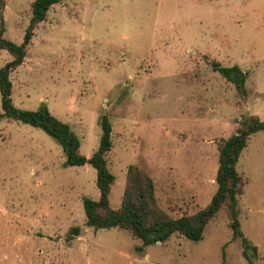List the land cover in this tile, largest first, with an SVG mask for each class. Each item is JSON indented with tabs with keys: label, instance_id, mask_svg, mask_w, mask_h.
<instances>
[{
	"label": "rangeland",
	"instance_id": "1",
	"mask_svg": "<svg viewBox=\"0 0 264 264\" xmlns=\"http://www.w3.org/2000/svg\"><path fill=\"white\" fill-rule=\"evenodd\" d=\"M34 1L0 4L6 38L23 43ZM11 60L0 52V69ZM212 61L247 74L245 100ZM10 78L14 104H45L71 125L87 158L109 117L113 208L137 165L167 213L192 215L217 191L220 140L249 115L264 121V0H60ZM2 114L0 95V264H222L224 251L226 264H249L225 207L199 242L174 235L143 247L129 231L87 227L83 201L99 199L96 170L65 167L55 140ZM238 171L247 182L239 219L258 249L248 254L264 264V131L251 137Z\"/></svg>",
	"mask_w": 264,
	"mask_h": 264
},
{
	"label": "trees",
	"instance_id": "2",
	"mask_svg": "<svg viewBox=\"0 0 264 264\" xmlns=\"http://www.w3.org/2000/svg\"><path fill=\"white\" fill-rule=\"evenodd\" d=\"M60 0H35L32 4V17L25 31L22 44H17L5 37L6 26L3 16L0 18V52H8L12 60L0 69V95L2 116L21 122L45 132L56 141L65 155V167L91 166L97 172L96 185L100 196L98 200L84 198L86 226L95 231L119 228L129 231L142 243L143 247L164 244L174 235H181L191 241L204 239L208 224L217 217L222 208H226L229 226L234 239H240L243 254L249 264H254L253 257L258 256V249L245 236L239 219V199L244 194L246 180L238 171V164L244 150L248 147L251 137L264 131V121L257 115H249L240 122L236 133L223 138L218 145L219 168L217 171V191L208 206L192 215L174 217L167 213L159 204L156 186L149 173L137 165H131L126 175L125 190L120 208L111 205V192L116 177L109 169L107 156L113 149V128L107 115L101 119L99 147L87 158L81 153V138L71 125L56 118L43 104L37 110L20 109L13 101V83L11 73L23 65L29 46L35 36L39 24L47 19L50 9ZM2 9L4 0H0ZM211 67L228 83L232 84L242 99H246L247 74L239 67H226L212 61ZM71 235L80 236L81 228L75 227ZM143 247L137 248L142 252ZM253 251V257L248 252ZM224 251L223 263L226 264Z\"/></svg>",
	"mask_w": 264,
	"mask_h": 264
},
{
	"label": "crops",
	"instance_id": "3",
	"mask_svg": "<svg viewBox=\"0 0 264 264\" xmlns=\"http://www.w3.org/2000/svg\"><path fill=\"white\" fill-rule=\"evenodd\" d=\"M217 73V72H216ZM224 79V78H223Z\"/></svg>",
	"mask_w": 264,
	"mask_h": 264
}]
</instances>
